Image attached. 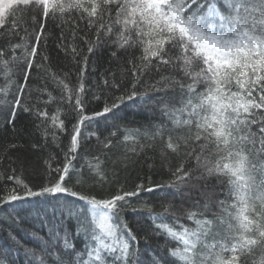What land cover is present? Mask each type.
Instances as JSON below:
<instances>
[{
    "label": "snow or ice",
    "instance_id": "6c2138e0",
    "mask_svg": "<svg viewBox=\"0 0 264 264\" xmlns=\"http://www.w3.org/2000/svg\"><path fill=\"white\" fill-rule=\"evenodd\" d=\"M49 21L58 22L61 27L57 47L66 53L71 51L74 56L78 55L77 49L64 43V28L75 38L80 23L85 24L94 36L91 41L86 40L88 53L101 43V33L105 38L114 37L112 43L130 54L127 57L132 77L130 87L122 90L120 84H109L105 79V86L120 95L106 101L102 110L89 113L83 98L87 56L81 59L74 87L66 83L67 74L58 75L51 70L47 55L41 53L37 62ZM21 30L26 34L21 37L23 42L11 43ZM0 38L8 42L7 47H0V75L8 80L0 88V109H7L5 123L14 136L24 139L28 135L16 129L18 109L34 113L48 123L42 132L45 140L49 135L58 139L55 130L67 131V114L59 107L49 114L46 107H35L40 103L69 102L75 121L71 124V143L63 162L53 167V154L40 157L39 184L20 179L17 168L11 167L18 163L23 172L29 164L22 155L24 144L0 146L3 148L0 164L8 160L12 174L6 178L14 185L0 189V211L11 209L7 219L0 223L10 227L22 225L33 214V209L22 206L31 203L30 198L46 197L49 207L36 208L35 214L59 216L65 223L71 221L75 224L72 236L84 237V250L77 251L76 242L66 228L50 229L47 242L32 232L31 236L41 241L42 250L52 258V264H109V261L149 264L141 259L140 241L123 219V206L142 191L170 189L174 195H183L185 188L191 191L201 185L206 187L207 178L214 176L226 183L227 197L211 205L216 212H211L206 201L202 211L186 213L195 228L180 225L177 232L166 223H155L164 219L170 205L164 208V213L154 214L148 209L149 216H154L153 227L157 232L182 244V248L166 249L169 257L166 262L154 256L150 257V264H264V116L256 115L258 110H264V0H0ZM136 51L141 55L136 56ZM6 54H10V59L4 58ZM10 64L20 67L24 80L11 100L7 98L8 91L15 81L10 78ZM34 68L44 74L43 78L54 82L61 95L57 99L46 87L38 88L39 95L47 93L48 100L37 98L29 107L22 103V98ZM152 69L158 73L169 69L173 75L161 74L159 80L144 85V92H138L145 72ZM176 87L180 89L181 107L169 108L162 101L163 111L173 123L172 131L178 133L175 137L167 136L165 148L182 158L175 170H170L173 179L148 188L139 184L134 191H124L123 185H119L108 197H98L93 189L108 181L103 161L95 158L96 163L88 164L87 173L73 165L82 129L99 117H111L115 131L110 136L115 137L121 131L118 121L124 119L120 110L126 101L146 97L149 89L155 93ZM123 131L124 141L132 133L139 134V130ZM162 131L163 126H159L156 135ZM92 136L99 139L95 132L84 139ZM111 145V139L104 143L105 148ZM29 147L32 152H40L44 145L30 143ZM12 153H16L15 158ZM123 159L126 166L127 158ZM3 175L0 173V177ZM84 188L86 192L81 191ZM60 194L75 197L83 204L67 200L62 203ZM9 240L18 250L24 249L14 234H9ZM49 247L51 252L47 251ZM25 255L35 257V252L25 249ZM0 264H11L2 252ZM39 264H44L43 258Z\"/></svg>",
    "mask_w": 264,
    "mask_h": 264
},
{
    "label": "trees",
    "instance_id": "16d2710c",
    "mask_svg": "<svg viewBox=\"0 0 264 264\" xmlns=\"http://www.w3.org/2000/svg\"><path fill=\"white\" fill-rule=\"evenodd\" d=\"M27 19V16L25 17ZM29 32L31 26L29 25ZM80 30L75 33V38L69 33L68 28H64V43L69 44L77 49L78 55H73L71 51L67 53L61 48L57 47L59 43L61 27L58 22L49 21L46 24V35L42 41L41 47L38 49L37 62H39L40 54L49 57L48 65L51 70L58 75L67 74L70 87H74L77 83L79 71L81 67V59L87 56V70L84 72L83 83L85 92L83 98L87 104V111L102 110L104 103L111 102V97L120 95L110 86H105L104 80L107 79L109 84L113 82L120 84L122 90L130 87L131 74L127 64V57L129 53L119 50L117 46L112 43L114 37L105 38L101 33V43L94 47L92 53H88V43L94 36L88 31L84 23H80ZM25 32L21 30L19 35L15 36L11 43H22L21 37H25ZM8 42L0 38V47H7ZM116 55L113 56L112 53ZM16 55H20V50H17ZM136 56H140L141 52L136 51ZM5 59H10V54H6ZM12 69L11 80L15 81L8 91V99L13 98L18 86L24 84L20 67L15 64H10ZM173 75L169 69H161L157 72L155 69L146 71L142 77L141 85H138L137 91L144 92L145 84H151L160 79V75ZM44 74L33 69L27 81L22 103L31 107L32 102L37 98L43 101L48 100L47 93L40 96L37 89L47 88V92H51L54 98H59L61 93L54 82L43 78ZM179 78V77H177ZM8 80L3 75H0V88L5 87ZM98 97V98H97ZM181 93L178 87L169 88L167 91L153 93L150 89L146 97H138L132 101H126L122 105L120 115L124 117L123 120L118 121L121 125V131H118L115 137L110 136L115 129L111 126L114 121L111 117L105 119L99 117L93 121L87 128L82 129L81 144L76 153V159L73 165L76 170H83L88 172V164L96 163L95 158L103 161L102 168L105 170L108 181L102 186L93 189L94 194L98 197L106 198L116 191L119 185H123L124 191H134L136 186L143 184L145 188L154 187L155 185L165 184L173 179L170 170L174 171L181 162V157H177L171 151L166 150L165 141L168 135L175 137L178 133L172 131L173 123L163 111L164 103H167L169 108H180ZM162 101L164 103H162ZM35 107L47 108L49 114L55 112L56 108H61L67 114L65 119V127L67 131H56L58 139L53 140L51 135L47 140L43 137V128L48 126L47 122L42 121L34 113H25L22 110H17V119L15 126L17 130L25 131L28 135L24 139L15 137L12 128L5 123L6 108L0 109V146H6L13 143L24 144V151L22 155L27 158L29 164L25 166L23 172L19 170V164H12V168H17V175L20 179L30 183H41L40 172L42 171V161L40 157L47 158L48 154H53L55 160L52 161L53 167L56 163H62L64 154L68 152L71 143V124L75 121L72 119L73 109L72 104L67 101L57 103L53 101L49 104H36ZM257 116H264V110H258ZM61 118H64L63 116ZM163 126L161 135H156L157 128ZM123 129L139 130V134L132 133V137L124 141L123 136L126 134ZM49 131H53L49 127ZM253 131H256L255 127ZM97 133L87 140L84 139L88 133ZM147 133V135H145ZM182 134V133H181ZM151 137H154L151 138ZM163 137V138H161ZM107 139L112 140V145L108 148L104 147ZM30 143H38L44 145L40 152H32L30 150ZM135 149V151H132ZM3 148L0 147V152ZM15 158L16 153H12ZM166 155L167 159H163ZM127 158L126 166L123 158ZM187 166V165H186ZM0 189L13 187V183L7 180V176L11 175L8 160H4L0 164ZM206 187L201 185L199 189H183V195H174L173 190L170 189H156L152 192L142 191L139 196L131 198L127 206H123L122 216L127 222L128 227L137 236L140 241L141 259L149 262L150 257L159 256L166 262L169 257L166 255V249L182 248V244L167 238L165 235L158 233L153 227L154 216H149L148 209L152 213H164V208L169 206V211L165 214L163 220L155 221V223H166L170 225L175 231H180V225L186 228L193 229L196 227L194 222L190 221L186 213L200 212L203 210V205L207 201L210 206L215 204L217 200H224L227 197L228 188L226 183L218 180L216 177H208L206 180ZM86 192L87 188L81 189ZM203 192V194H202ZM31 203L24 204L22 207L33 209V214L26 218V221L20 226H9L6 223H0V252L4 253L11 264H39L41 258L44 264H52V258L46 254L41 247V241L34 239L31 236L32 232H37L40 237L47 242V234L50 229H67L70 237L76 242V250L83 251L84 237L72 236L75 229V224L71 221L63 222L59 216L48 215L47 217L41 213L39 216L35 214L36 208H48L49 205L45 201L49 198H30ZM65 200L69 202L76 201L78 205L83 202L77 201L75 197H70L67 194H60V201ZM52 203H56L52 200ZM199 205V207H197ZM20 207V205H17ZM132 208L139 209L132 211ZM10 208L0 211V221L7 219V212ZM217 209L211 206V212H216ZM12 233L24 245V249H17L16 244L9 240V234ZM63 234V232H61ZM211 243L212 241L209 240ZM62 247V241L60 242ZM25 249H32L35 252V257L25 255ZM48 252L52 248L47 249ZM59 251V248L56 249ZM87 259V257H85ZM111 264V261H109Z\"/></svg>",
    "mask_w": 264,
    "mask_h": 264
}]
</instances>
